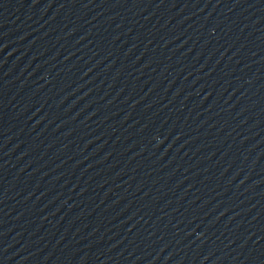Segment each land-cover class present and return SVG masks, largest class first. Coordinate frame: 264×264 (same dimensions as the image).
Wrapping results in <instances>:
<instances>
[{
    "label": "water",
    "instance_id": "95a60500",
    "mask_svg": "<svg viewBox=\"0 0 264 264\" xmlns=\"http://www.w3.org/2000/svg\"><path fill=\"white\" fill-rule=\"evenodd\" d=\"M0 264H264V0H0Z\"/></svg>",
    "mask_w": 264,
    "mask_h": 264
}]
</instances>
